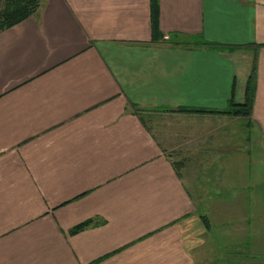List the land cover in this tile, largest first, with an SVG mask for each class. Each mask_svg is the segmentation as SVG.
Returning <instances> with one entry per match:
<instances>
[{
	"label": "crops",
	"instance_id": "0c3cea01",
	"mask_svg": "<svg viewBox=\"0 0 264 264\" xmlns=\"http://www.w3.org/2000/svg\"><path fill=\"white\" fill-rule=\"evenodd\" d=\"M155 12L188 45L151 41V0H42L0 32V264H264L242 153L257 132L264 162V0ZM199 36L224 47L190 44ZM254 62L245 121L223 111L244 102ZM221 214L238 223L214 233L225 257L209 235Z\"/></svg>",
	"mask_w": 264,
	"mask_h": 264
},
{
	"label": "trees",
	"instance_id": "16d2710c",
	"mask_svg": "<svg viewBox=\"0 0 264 264\" xmlns=\"http://www.w3.org/2000/svg\"><path fill=\"white\" fill-rule=\"evenodd\" d=\"M42 0H0V32L12 27L13 25L21 22L22 20L36 15L38 8L40 7ZM158 0H151V41L163 40L168 42L169 44L175 45H188V41L184 39L182 41L180 39L179 33H170L169 35L164 36L163 33H160L157 26V13L155 12L157 7ZM186 37V36H182ZM188 38V37H186ZM200 41L194 42L191 41L192 45H200L206 46L210 48L221 49L224 46L221 43L215 41H208L203 38V36H199ZM187 42V43H186ZM190 42V41H189ZM186 43V44H185ZM226 46V45H225ZM255 81H256V64L254 62L249 78L246 82V91H245V100L242 103H235L232 100L229 101V110L223 111L237 115L246 116L250 114L252 108V101L255 91ZM231 107V110H230ZM131 108L137 113L143 108L137 106L136 104L131 103ZM179 112H206L209 110L206 109H198L191 107H178L176 109H171ZM175 169H179L182 166V163L179 161L173 162ZM204 227L206 229L210 228V222L206 215H199ZM92 219H88L83 221L82 223L77 224L71 229V232H76L84 228L85 226L91 223Z\"/></svg>",
	"mask_w": 264,
	"mask_h": 264
},
{
	"label": "rangeland",
	"instance_id": "374dc122",
	"mask_svg": "<svg viewBox=\"0 0 264 264\" xmlns=\"http://www.w3.org/2000/svg\"><path fill=\"white\" fill-rule=\"evenodd\" d=\"M180 39L182 41H184V39L191 40L190 38H186V37H182V36L180 37ZM244 118H245V121L249 120L251 118V112H250V114L244 116ZM246 146L247 145H245V144H241L238 146V148L244 149V148H246ZM242 153H244V155L246 154V158H245L246 159V165L245 166H246L247 171H248L247 179H250L254 182V184H252V186H253L252 190L256 191V189H260L261 208L256 209V212L259 214H263V218H264V162L262 161V157H261L262 149H261V144L259 143V139L257 138V132H255V136L253 137L252 142L248 144V151L242 152ZM249 156H250V158H249ZM237 159H238V161H237ZM240 159L242 160V158H240ZM236 161H237V163H236ZM226 167L230 168V169H235L237 167V175H239L241 173V170H242V167L240 166V160L237 157H234L231 160V163L227 164ZM206 186H207L206 192H208L207 194L208 195L213 194L208 189L209 185H206ZM203 188L205 190L204 186H203ZM195 207H196V209H194V210L197 213L198 212L199 213L205 212L204 215H206L207 209L205 207H202L201 205H198V206L195 205ZM200 215H202V214H200ZM208 216H209V218L213 217V215L210 216L209 214H208ZM220 217L223 218L224 223L221 224L220 226H216V225H213V223H211V233L209 235L215 243V248H218L221 250V256L220 257H225L224 256V254H225L224 249H230V241H228V240L226 241L224 238L222 239V235L233 234V229L238 228V223L235 220H233L228 214H221ZM214 233H218V234H222V235H217ZM258 237L260 239L259 241L264 244V232L262 234H259ZM206 245H210V240H207ZM262 246L263 245L261 244V247ZM220 257H215V259L217 260Z\"/></svg>",
	"mask_w": 264,
	"mask_h": 264
}]
</instances>
